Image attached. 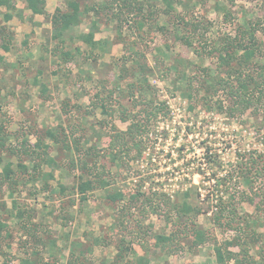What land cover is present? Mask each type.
<instances>
[{"label":"rangeland","instance_id":"rangeland-1","mask_svg":"<svg viewBox=\"0 0 264 264\" xmlns=\"http://www.w3.org/2000/svg\"><path fill=\"white\" fill-rule=\"evenodd\" d=\"M81 1L84 7L102 0ZM141 1L146 10L160 8L162 12L155 16L146 13L149 19L144 28L129 22L124 23L122 29L115 17L103 14L95 38L107 40L105 50H95L91 56L88 46L77 39L76 44L81 45V51L85 53H76L74 60L69 62L54 53L57 44L52 38L51 24L44 15L41 21L34 18L35 21L28 19L21 24L19 21L5 24L13 37L10 51H6L8 61L12 62L6 65V70L0 67V125L10 134L7 143L11 147L19 146V138L24 134V138L35 142L33 129L53 126L56 121L69 125V118L71 124L77 125L85 119L90 120V124L97 119H109L101 107H93L92 103L97 92L106 96L115 88L116 82L122 89L114 96L113 107L118 110V102L127 105L128 96L123 93L128 84L136 80L131 44L144 54L142 60L149 66L145 76L153 87L150 97L158 108L142 154L122 168H115L107 157H101L111 172L110 186L93 192L84 202L73 191L77 176L70 173L66 164L53 167L56 176L47 181L52 189L59 188L53 193L44 188L42 181L45 180L37 181L35 185L27 178L33 172V165L23 156L21 159L30 173H24L26 179H21L15 193L18 208L13 205L6 185H0V223L4 224L0 230V264H20L22 258H29L35 264H67L74 255L82 257L86 264H116L120 233L115 223L116 207L106 202L107 191L111 190H121L126 195L138 191L165 192L176 200H182L183 193L190 192L191 201L203 208L198 222L219 240L234 232H225L213 223L217 201L232 195L238 199L239 193L247 192L254 203H236L238 212L241 218L249 221L258 219L259 241L250 247V253L257 260L264 255V178L258 177L253 169V183L249 185L242 177L245 170L241 169L242 162L264 155V108L258 113L249 108L243 114L230 115L227 111H219L214 103L206 105L198 99L191 102L184 98L180 90L175 89L174 70H169L175 58L191 60L200 65L195 67L194 64L193 70L200 71L204 66L216 67L217 54L199 57L193 48L175 38L174 25L164 13L163 0ZM18 2L25 4V0ZM66 3L67 0H48V4L46 1L49 13L58 6L65 8ZM218 4L231 10L228 20L218 10ZM175 7L182 13L188 12L192 18L203 17L212 23L208 43L220 41L227 34L237 35L242 23L250 20L258 26L257 37L261 45L256 59L264 62V0H192L190 5ZM108 14L112 15L111 12ZM96 17L93 12L84 16L83 21L71 30V35L76 38L79 33L90 31ZM129 19L137 21L139 16ZM36 21L42 24H36ZM158 47L166 52V57H159ZM40 81H47L44 82L48 86L45 101L41 99ZM66 102L69 105L63 111ZM225 103L229 102L226 100ZM114 118L119 128L126 129L127 123L120 120L116 111ZM97 130L103 135L96 145L104 148L109 142V130L100 127ZM46 142L50 143L49 140ZM92 142L95 143L94 136ZM52 145L51 155H55L56 146ZM2 154L0 175L4 165L11 161L13 168L20 171V157ZM58 158L60 162L66 161L64 154ZM53 168L43 166L42 171ZM225 176L228 180L221 184ZM57 181L67 187L64 192ZM18 209H29L32 213L31 233L17 219ZM142 224L149 231L151 264H216L214 242L192 251L187 238L179 251L164 255L156 246L155 236L170 233L171 225L163 216L154 214L142 219ZM95 239L104 241L107 246L95 244ZM88 247H92V251L84 256ZM132 247L138 254L144 253L139 244ZM232 249L238 252L240 248L233 246ZM137 253L131 252L120 264H129L127 261Z\"/></svg>","mask_w":264,"mask_h":264},{"label":"trees","instance_id":"trees-1","mask_svg":"<svg viewBox=\"0 0 264 264\" xmlns=\"http://www.w3.org/2000/svg\"><path fill=\"white\" fill-rule=\"evenodd\" d=\"M191 1L163 0L164 13H166L168 21L174 25L176 39L193 48L199 57L217 54V63L216 67L204 66L200 71H194V62L177 56L169 67L170 71L174 70L175 89L180 90L181 95L191 102L198 99L206 105L214 103L219 111H227L230 115L243 114L249 108H254V112L258 113V110L264 108V62L256 59L261 52V45L257 37L258 26L250 20H245L237 35L227 34L220 41L208 43L210 41L207 36L212 23L203 17L192 18L188 12L182 13L175 7L178 4L181 6L190 5ZM26 4L27 8L34 13L44 14L49 20L53 29L52 38L57 44L53 51L65 62L73 61L76 53L81 55L85 53L81 51V45L76 44L77 39L81 44L88 46V54L91 56L96 52L95 50H105L107 40L95 38L97 24L101 21L103 14L115 17V21L122 29L123 24H129V22H134L138 27L144 28L149 19L148 13L155 16L162 12L160 8L155 11L147 9V11L141 0H102L92 4L87 3L84 7L81 0H67L65 8L58 6L53 13L46 10V0H27ZM4 6L7 8L4 20L9 21L13 16L11 12L15 9V0H0V10ZM216 6L223 13L224 19L228 20L232 13L231 10L222 4ZM90 12L97 16L95 20H92V29L79 33L76 38L73 37L71 30L79 25L84 16ZM109 12L112 15H109ZM134 15H138L139 19L130 21V16ZM12 38L11 32L8 31L6 25H2L0 19V62L4 60L2 49L9 50L11 48ZM133 46L131 44L129 48L133 54L132 64L135 66L136 80L129 83L123 93L128 96V104L124 105L116 101L119 108L118 110L114 109V96L118 95L122 89L117 82L115 88L110 89L106 96H101L100 91L97 92L96 100L92 103L93 107H101L102 112L109 116V119H97L94 123L85 126L82 122H78L77 125L71 124L70 119L67 118L69 125L61 123L57 128L33 129L36 137L35 142L24 138L25 134L22 135L17 147H11L7 143L10 134L0 125V161L2 152L6 155H13V157H20L18 163L20 171L13 168L11 161L4 165L0 175V185H6L14 206L18 208V202L14 196L21 179H26L24 178L25 172L30 173L28 166L21 159L23 156H26L25 159H30L33 165V172L27 178H30L34 183L43 177L45 182L49 181L54 177V168H60L66 164L70 173L77 176V184L73 187V191L78 194L81 202H84L93 192L107 189L110 186L111 172L107 168V164L100 160L101 157H107L115 168H122L128 166L131 161L142 154L144 142L149 135L152 119L157 115L158 107L154 99L150 97L153 87L151 88L149 79L145 76L149 71V66L142 60L144 54ZM158 53L159 57H166V52L162 48L158 49ZM159 61L161 60L159 59ZM47 91L48 86L42 83L41 94L45 98ZM226 100L229 102L228 104L225 103ZM68 105L66 102L63 111H66ZM209 107L211 108V106ZM115 111L118 112L120 120L127 123L126 129H121L114 123ZM90 112L92 111H87V113ZM98 127L109 130L107 134L109 142L104 148H99L96 145L103 135L101 131L97 130ZM92 135L95 138V143L92 142ZM47 140L50 143H47ZM52 143L56 146L55 155H51L52 147H54ZM90 143L91 145H89ZM60 154L66 155V161H59ZM43 166L54 168L47 172L42 171ZM242 168L245 170L242 177L249 185L253 183L251 173L254 170L258 177L260 175L264 178V155L252 157L249 162H242ZM227 180L228 177H223L221 184H226ZM60 187L62 192L67 188L64 185H60ZM44 188H50L48 182ZM239 195L238 199L233 195L229 196V199L220 197L215 205L213 223L225 232L230 230L234 232L229 237L219 240L198 222V216L203 212V208L191 201L190 192H184L182 200H176L165 192L150 194L138 191L126 195L121 190L107 191L106 202L116 207L115 223L118 225L120 233L115 263L120 264L122 260L125 261L131 252L137 253L132 247L137 243L144 253H137L127 263L151 264L149 231L142 224V219L154 214L163 216L166 223L171 225L170 233H159L155 236L156 246L164 255H171L179 251L183 248L184 239L188 238L192 251L210 241L214 242L216 264H264L263 254L261 259L257 260L250 253V247L259 241L256 229L259 224L258 219L249 221L246 218H241L236 204L239 202L254 203V199L247 192H241ZM16 217L22 221L28 233H31L33 225L30 224L32 220L30 210L18 209ZM240 219L243 220V223ZM2 226L4 224L0 223V230ZM94 243L107 246V243L99 239H95ZM233 246H238L239 251H234ZM91 248L88 247L83 255L86 256L89 251H92ZM33 254L36 255L38 252L33 251ZM20 264H35V262L29 258H22ZM67 264L86 263L82 257L74 255L67 261Z\"/></svg>","mask_w":264,"mask_h":264},{"label":"crops","instance_id":"crops-1","mask_svg":"<svg viewBox=\"0 0 264 264\" xmlns=\"http://www.w3.org/2000/svg\"><path fill=\"white\" fill-rule=\"evenodd\" d=\"M47 1V4H48V0H46ZM27 0H25V4H23V5H20L19 4V2H18V0H15V9L11 12L12 14H13V16H12V18L9 20V22L10 21H13V22H15L16 24H17V22L16 21H19L20 22V24H21V22H24V21H26V20H28V19H31V20H34V18H35V20L37 19V18H39L38 20H42V15H44V14H40V13H34L31 9H29V8H27ZM46 4V10L48 11V9H47V7H48V5ZM56 9V8H55ZM7 11V8L4 6V7H2L1 8V10H0V19H1V21H2V23L5 25V24H7L8 23V21H6V20H4V13ZM29 12H30V14H29ZM49 12V11H48ZM45 16V15H44ZM1 17H3V18H1ZM45 18H46V16H45ZM47 19V18H46ZM34 20V21H35ZM36 24H42L41 22H39V21H36L35 22ZM51 24V23H50ZM51 31L53 32V29H52V26H51ZM5 52L3 53V50H2V53H3V55H4V60L2 61V62H0V67L2 68H4L5 70H6V65H8L9 64V62H12L11 60H9L8 61V54H7V52H9L10 50H4ZM7 51V52H6ZM16 71V70H15ZM38 81H39V79H37ZM41 83H44V82H47V81H40ZM39 82V83H40ZM46 84V83H45ZM41 85V84H40ZM41 99L42 100H44L45 101V99H47V97L45 98L44 96H41ZM83 124L86 126H88L89 124H90V120H88V119H85L84 121H83ZM60 124L58 123V121H56L54 124H53V126H46V127H48V128H57L58 126H59ZM54 176H56V175H54ZM44 178V177H43ZM43 178H41V179H39L38 180V182L39 181H42V180H44ZM54 178V177H53ZM53 178H51V179H53ZM43 183H45L44 184V187H45V185H47V183L46 182H44V181H42ZM57 184H59V185H63V183H61V182H58L57 181ZM35 185H36V182H35ZM51 188V189H50ZM50 188L48 189L49 191L50 190H52V192L53 193H56L58 190H59V188H54V189H52V186L50 185Z\"/></svg>","mask_w":264,"mask_h":264}]
</instances>
